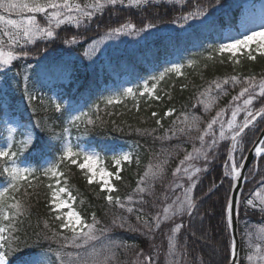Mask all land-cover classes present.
Instances as JSON below:
<instances>
[{"label":"snow or ice","instance_id":"obj_1","mask_svg":"<svg viewBox=\"0 0 264 264\" xmlns=\"http://www.w3.org/2000/svg\"><path fill=\"white\" fill-rule=\"evenodd\" d=\"M161 4L171 5L174 9L177 5L180 6L181 14L173 18L170 23L181 29L189 21H198L201 27L212 25L217 20L215 12H210V9L218 12L234 7L239 14L238 29L234 35L223 37L219 43L209 44L203 59L215 62L217 58H222L220 63H224L223 58H226L236 65L241 63V58L253 62L257 60V56L264 58V2L257 6L249 3L228 5L224 0H213L208 4L200 3L199 0H0V77H6L7 73L12 71V68L16 66L14 62L27 61L33 55L39 56L41 52L47 51L48 45L54 44L57 40L69 46L81 44L84 33L89 30L91 24L98 17H103L106 12L115 14L128 9L146 13L149 8ZM140 23L142 26L138 27L132 17H128L118 26L106 28L99 39L92 40L84 49L83 57L91 61L107 41L121 36H141L142 33L157 28V24L151 19L147 23L141 20ZM62 26H72L77 31L69 36L67 28ZM80 29L84 32L79 31ZM61 31L66 33L64 38L60 36ZM38 42H43L44 47L41 48ZM195 63L196 61L189 59L187 66L192 67ZM184 67V63H172L162 72L144 79L135 88L126 87L104 97L105 107L120 104L129 97L133 100H137L138 97L159 100L160 97L156 94L159 82L169 74L183 75ZM31 73L40 75L31 63H27L21 70L15 72V76L22 77L23 92L29 104L35 98L29 90L28 82L32 78ZM230 83L233 88L240 86L239 92L231 97V102H238L243 98L242 105L235 103L231 107L230 119L226 122L221 119L228 110L227 106L216 110L215 115L210 116L207 121L196 111H181L172 120L171 126L165 129L164 135L156 139L170 141L173 138L179 140L183 137L192 143V150L187 151L181 144L173 146L171 150L162 148L159 153L149 159L145 170L137 180L134 194L124 198L114 195L118 189L114 186L113 180H122L123 165L132 163L133 153L114 152L111 156L112 170H109L104 166L100 153L87 151L71 141V128L79 129L83 124L84 132L87 134L97 127H102L103 121L97 124L98 115L96 119L83 111L77 115H71L74 108H65L62 103L49 98L55 112L61 114L66 112L69 115L67 126L63 127L61 133L55 132L46 125L41 126L39 122L19 123L5 119L3 121L6 132L5 145L0 147V177L6 180V186L0 188V264H12L10 258L21 250L16 233L19 231L18 225L22 223L21 218L30 214L32 193L28 189L34 187L32 181L38 178L36 168L21 166L23 161L20 158L30 147H33L36 154L46 160V166L39 171L41 176L50 181L46 185L48 189L46 207L49 219L44 220L43 230L37 233V246L40 247V251L25 257L20 264H126L125 261L120 260V252L135 249L136 245L114 236L113 230L120 229L154 239L155 233L163 227L169 230L167 247L163 250V264H189L187 238L185 237L184 242H181L178 234L186 227L191 228L192 220L198 214V201L201 198L196 197L194 192L200 183V173L207 171L209 155L214 153L219 141H231L223 176L230 178V189L233 182H237L238 188L240 179L242 177L247 179L243 176L248 158L243 154L245 149L241 147L242 137L245 130L254 126L258 118L264 120V106L259 109L254 108V100H260L264 105V76L257 79L254 75L243 77L231 75L222 80L218 78L209 81L202 91H198L192 108L197 109L202 106L204 114L211 113L221 96L227 94L224 86ZM9 88L7 79L0 78V100H3L5 104L7 101L4 98L8 97ZM93 110L99 113V104L93 105ZM137 110H139L138 103ZM175 111L174 108H169L164 115L172 116ZM241 112L244 113V117L238 123L237 116ZM152 116H157V113L153 112ZM156 125L163 127L160 119L156 120ZM216 125H219L218 136L214 128ZM36 129L40 132L47 131L48 141H41ZM135 131L141 134L146 130L137 128ZM194 132L198 135L193 136ZM148 134L151 135L152 132ZM17 135H20L22 139L17 140ZM53 139L60 142V147L57 149L59 155L55 159L47 160L44 153L54 147L51 144ZM196 141H199V147L196 146ZM181 151L184 152L183 158L178 160L172 170V180L165 184L168 166L174 156L178 157ZM251 151H254L255 158L264 160V138H259ZM237 152L239 159L235 155ZM201 159L205 162V167L192 163ZM136 162L139 164L138 156ZM69 165H74L81 170L89 185L95 182L104 193L103 199L108 205L119 207L128 214L135 213L136 224H132L128 217L119 216L115 217L110 225H104L95 212L88 217L81 211H77L73 207L76 197L69 188L66 171L62 170V166L67 169ZM257 166L254 159L249 172L255 171ZM158 182L164 189L159 197L156 196ZM223 182L222 179L221 184ZM215 187L213 184L212 188ZM212 188L209 191H212ZM145 194L154 198L152 206L158 209L154 214L147 216L144 215L143 207L148 202ZM156 199L160 200L159 205L155 202ZM239 208V198L226 193L221 219L229 240L224 245L223 264H238L239 247L234 223L239 218ZM244 208L245 211L251 208L264 214V184L255 190L250 198L245 199ZM64 209L68 210L64 211ZM185 217L188 218L187 224L184 222ZM200 218L203 219V217ZM191 235L195 237L196 232L192 231ZM243 239L249 250L245 254L248 264H264V227L253 231V227L250 226L245 230ZM39 240L45 241L47 247L40 246ZM153 248L157 252L156 256L145 255L144 250L140 249L135 252L132 264H158L161 248L157 245H153ZM198 259L199 264H204L202 258Z\"/></svg>","mask_w":264,"mask_h":264},{"label":"trees","instance_id":"obj_2","mask_svg":"<svg viewBox=\"0 0 264 264\" xmlns=\"http://www.w3.org/2000/svg\"><path fill=\"white\" fill-rule=\"evenodd\" d=\"M243 1L250 2L252 0ZM199 2L208 4L212 3L213 0H199ZM224 2L228 5H236L238 1L224 0ZM209 11L215 12L217 20L212 25L201 27L198 21H190L183 31L178 28L175 29L176 31L163 33H160L159 30L173 25L170 21L181 14L180 6L177 5L174 9L171 5L161 4L149 8L146 13H138L128 9H123L115 14L106 12L103 17H98L91 24L89 30L84 33L81 44L69 46L64 45L61 40H57L54 44L48 45L47 51L41 52L39 56L33 55L27 61L14 62L16 66L12 68V71L8 72L6 77H0L7 79L10 85L9 95L4 98L7 103L5 104L3 100H0V109H2L0 110V122L5 116L11 115L17 117L22 123L31 121L32 124H35L39 122L41 126L46 125L54 129L55 132L61 133L64 121L68 116L66 112L64 114L60 113L59 116L54 113L49 99L52 94L55 93L63 97L62 99L58 98L57 102L60 103L66 98L68 104L65 105V108H76L81 104L86 106L89 103H96L105 88L117 86L122 78L129 77L131 81L143 78L150 69H153L166 57L186 51L189 48L206 46L208 43L215 44L226 29H236L239 23V14L234 7L218 12L214 9ZM128 17H132L138 27L142 26L141 20L147 23L151 19L157 24V28L142 33L141 36H131L130 39L134 44L130 46L124 39L119 38L118 45L121 49H117L89 64V61L82 55L88 44L103 35L106 28L118 26ZM189 25L192 26L189 27ZM62 28H67L69 36L77 31L72 26H62ZM79 31L84 32L83 29ZM65 35L64 31L60 32L61 38H64ZM38 43L41 48L44 47L43 42ZM220 59L222 58H217L215 62H200L196 68L187 70L182 77L171 76L164 80L156 91V94L160 97L159 100L140 99L138 102H124L102 108L99 113L92 116L93 119H96L97 115L99 116L97 124L103 121L102 127H97L87 134L84 132V125L76 130L75 135L78 137V142L93 147L109 166L112 164L111 154L119 149H125L127 152L133 153L132 163L123 165L122 180L114 182V186L118 189V192L114 195H120L124 198L129 194H134L137 180L145 170L149 159L153 158L154 154L159 153L162 148L171 150L173 146L181 144L187 151L192 150V143L186 141L183 137L179 140L173 138L170 141L156 139V137L164 135L165 129L171 126L172 120L181 111H196L207 121L210 116L215 115L216 110L227 106L228 110L221 117L226 122L230 119L231 107L235 103L242 105L243 98L238 102H231V97L239 92L240 86L237 85L233 88L230 83L224 86L227 94L221 96L211 113L204 114L202 106L193 109L192 105L195 103L198 91H202L209 81L218 78L222 80L231 75H240L241 77L254 75L257 79L264 76V58L259 56L254 62L244 59L236 65L226 58H223L224 63H220ZM61 61L63 63H60ZM27 63H31L40 73L39 76L31 73L32 78L28 82L29 90L35 97L31 104L24 95L22 77L15 76V72L21 70ZM18 82L19 86H17ZM137 103L139 110H137ZM8 105H11V107H8ZM262 106L264 105L260 100H254L255 109ZM169 108H174L176 111L172 116H165L164 113ZM153 112H156L157 116L153 117ZM242 118L243 116L239 118V121ZM157 119L161 120L162 128L156 125ZM137 128L146 131L137 134L135 131ZM214 128L217 134L219 125L214 126ZM263 128L264 120L260 119L254 126L245 131L241 142V147L245 149L244 156ZM36 132L41 141H48L49 133L47 131L40 132L39 129H36ZM148 132H152V134L149 135ZM192 135L195 136L198 133L194 132ZM206 139L209 138L206 137ZM230 142V140L220 141L214 153L209 155V162L206 165L207 171L200 173V183L194 192L196 197L201 198L198 201V214L192 220V227H186L178 234L181 242H184L185 237L187 238L189 264H199L198 258H202L204 264H223L224 245L228 243L229 236L225 232L221 211L225 194L230 193L231 190L229 179L224 177L223 173ZM51 144L54 147L44 153L45 157L56 153L60 142L53 139ZM196 146L199 147V141H196ZM183 155L184 152L181 151L178 157L174 156L172 159L168 166V176L164 181L165 184L172 180L171 172L178 160L183 158ZM24 156L26 160L33 163H38L43 159L36 154L33 147H30ZM137 156L139 157V164L136 162ZM192 163L199 167H205V162L202 159ZM257 165L255 171H248L247 182L240 200L238 218L240 254L238 264H248L245 254L249 250L246 248L243 239L245 230L250 226L253 227V231L259 227H264V214L251 208L245 211L244 208L245 199L250 198V195L264 184V179H262L264 178V160L259 159ZM62 170L66 171L69 188L76 197L74 207L77 211H81L82 214L88 217L95 212L97 218L104 225H110L111 221L119 216L128 217L132 224H136L135 213L128 214L119 207L108 205L103 199L104 193L100 191L97 185H89L76 166L69 165L67 169L62 166ZM222 179L224 182L221 184ZM4 180L3 177H0V183ZM213 184H215V188H212ZM210 188H212V191H209ZM163 190L158 182L156 196L159 197ZM28 191L32 193L30 197V214L21 218L22 223L18 225L19 231L16 234L19 237V248L21 250L10 258L12 264H20L25 257L40 251V247L37 246V233L43 230L44 220L49 219L46 207L48 191L44 186H34L33 189L30 188ZM145 199L148 202L143 205L144 215L154 214L158 210L152 206L154 198L145 194ZM155 202L159 205L160 200L156 199ZM200 217H203V219L201 220ZM184 222L185 224L188 223L187 217L184 218ZM168 231L167 227H163L155 233L154 239H149L138 233L114 229V236L120 237L129 244L136 245L135 249L122 250L120 260L125 261L126 264H132L135 259V252L140 249L144 250L145 255L156 256L157 252L154 250L153 245H157L161 248L158 264H163V250H166L167 247ZM192 231L196 232L195 237L191 235ZM39 245L47 247V243L43 240H39Z\"/></svg>","mask_w":264,"mask_h":264},{"label":"rangeland","instance_id":"obj_3","mask_svg":"<svg viewBox=\"0 0 264 264\" xmlns=\"http://www.w3.org/2000/svg\"><path fill=\"white\" fill-rule=\"evenodd\" d=\"M237 1H238L237 4H239V3H249V4H256L257 6H259L260 3L264 2V0H253V1H251V2H245V1H243V0H237ZM189 22H190V21H189ZM187 26H188V24H186L185 27H184L183 29H181V30H182V31L185 30ZM178 28H179V27H178L177 25L173 24V25H169V26L164 27L163 29L159 30V32H160V33H163V32H166V31L172 32V31H176L175 29H178ZM179 31H180V30H179ZM234 34H235V32H234L233 30H228V31H226V32L224 33L223 37L228 36V35H234ZM130 37H131V36H121V37H119V38L124 39V40L128 43V45L130 46V45L134 44V42L130 39ZM119 38H118V39L109 40V41H107L105 44H103V45L101 46V51H100L99 53H97L96 56L93 57V60H91V61L88 60V61H89V64L94 63L96 60H98V59H100V58H102V57H105L106 55H108V54H110V53L116 51L117 49H121V48L119 47V45H118ZM96 39H99V38H96ZM219 42H220V41H219ZM219 42H218V43H219ZM90 43H91V42H90ZM90 43H89V44H90ZM206 50H207V47L199 46V47H195V48L188 49L187 51L182 52L180 55L172 56V57L166 59L165 61L160 62L159 65H157L156 67H154L153 69H151V70L148 72V74L144 76V78H142V79H136L134 82H131V80H129L128 78H123V79L121 80L120 84H119L117 87H108V88L106 89L105 93H104V94L102 95V97L100 98L101 100L99 101L98 104H101V105H104V106H105V104H104V102H103V98H104V97L109 96V95H112V94H114V93H117V92L121 91L123 88H126V87H133V88H135V86H136L137 84H139V83H142V81H143L144 79H147L148 77H150V76H152V75H156V74H158L159 72H162L166 67H170L172 63H184V64H185V67L182 69V73H184V71H185L187 68H190L189 66H187V61H188L189 59H192V60L196 61L195 64H197L198 61H200V60H204V59H203V56H205V55L207 54V51H206ZM257 57H258V56H257ZM241 60H244V58H241ZM195 64H194V65H195ZM194 65H193V66H194ZM170 75H171V76H176V77L181 76V75L178 76V75H176V74H169L168 76H170ZM168 76H166L162 81H164ZM162 81H160L159 84H160ZM159 84H158V85H159ZM158 85H157V86H158ZM58 98H59V96H57L56 94H53V96H52V99H53V100H58ZM140 98H142V97H138L137 100L140 99ZM146 98H148V97H146ZM126 100L132 101L133 99H132L131 97H129V98H127ZM124 101H125V100H124ZM134 101H136V100H134ZM80 111L88 112V113L90 114V116L95 112V111L93 110V105H89V106H87V107H85V108H77L76 110L72 111V115H77V114H79ZM241 116L244 117V113H243V112H241V113L237 116V122H238V123L241 122V121L243 120V118H242L241 121H239V118H240ZM5 119L9 120L10 122H19L17 119H13V118H5ZM5 119H4V120H5ZM4 120H3V121H4ZM19 123H20V122H19ZM1 128H2V133H1V135H0V147H2V146L5 145V137H6V132L4 131V125H3V123H2V125H1ZM70 131H71V141H72V143H73L74 145H77L78 143H77V141H75V139H74V137H73V130H72V128L70 129ZM218 134H219V130H218L217 136H218ZM16 139H17V140H20V139H22V137H21L20 135H17V136H16ZM223 141H226V140H223ZM219 142H220V141H219ZM78 145H79V144H78ZM79 146H80L81 148L87 150V151H95V149L92 148V147H86V146H84V145H79ZM14 150H15V149H14ZM116 152H127V151L124 150V149H119V150L116 151ZM23 154H24V153H23ZM112 155H113V153L111 154V156H112ZM235 155H236V154H235ZM238 156H239V153H238ZM236 157H237V155H236ZM52 159H54V158H52ZM52 159H51V158H48L47 160H52ZM237 159H239V157H237ZM20 160L23 161V160H22V156H21ZM102 162H103L104 166L107 167V168L109 169L108 165L105 163V161H104L103 159H102ZM125 164H127V163H125ZM21 166H22V167L30 166V167L36 168V169H37V173H36V175H37V177H38L37 179L45 180L47 184L50 182L47 178L41 176V175H40V171H39V170L42 169L44 166H46V160H44L39 166L30 165L29 163L23 161V163H21ZM111 167H112V165H111ZM109 170H110V169H109ZM80 171H81V170H80ZM81 172H82V171H81ZM82 174H83V172H82ZM37 179H36V180H37ZM34 181H35V180H34ZM34 181H32V182H34ZM114 181H115V180H113V183H114ZM93 184L96 185L95 182H94ZM4 186H6V182H5L4 184H0V188H3ZM73 207H74V203H73ZM67 210H68V209H64V211H67Z\"/></svg>","mask_w":264,"mask_h":264},{"label":"water","instance_id":"obj_4","mask_svg":"<svg viewBox=\"0 0 264 264\" xmlns=\"http://www.w3.org/2000/svg\"><path fill=\"white\" fill-rule=\"evenodd\" d=\"M259 119V118H258ZM262 133H264V130L261 132V134L259 135L258 139L259 138H264L262 137ZM258 139L256 140V142L258 141ZM256 142L254 143V145L252 146V148L250 149V151L247 153L246 157L248 158L247 161L245 162V168L243 170V176H246V173L250 167V165L254 162V159L257 160L258 158H255L254 156V151H251ZM244 183H245V179H243V177L240 179V181L238 182V188H237V182H233V186H232V189H231V195H234L236 197H238L240 199V195H241V192H242V189H243V186H244ZM234 228H235V236H236V239L238 241V247H239V238H238V227H237V220L235 221L234 223ZM238 256H239V251H238Z\"/></svg>","mask_w":264,"mask_h":264}]
</instances>
